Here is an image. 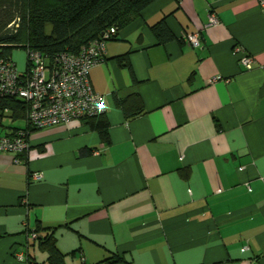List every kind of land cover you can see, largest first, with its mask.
<instances>
[{"label":"crops","instance_id":"0c3cea01","mask_svg":"<svg viewBox=\"0 0 264 264\" xmlns=\"http://www.w3.org/2000/svg\"><path fill=\"white\" fill-rule=\"evenodd\" d=\"M89 77L106 98L107 140L72 119L31 130L20 154L0 150V264H49V234L63 264H264L259 0H154Z\"/></svg>","mask_w":264,"mask_h":264},{"label":"built area","instance_id":"2783aa9c","mask_svg":"<svg viewBox=\"0 0 264 264\" xmlns=\"http://www.w3.org/2000/svg\"><path fill=\"white\" fill-rule=\"evenodd\" d=\"M264 7V0H259ZM215 12L208 13V25L216 24ZM116 28L103 30L94 41L82 46L77 53L60 51L48 60L38 50L27 48V65L19 73L10 56H0V150L20 154L29 147L28 135L33 129H41L72 119L90 118L104 115L106 98L96 92L91 84L89 70L103 60L106 42L114 38ZM187 43L197 46L200 43L197 32L185 35ZM238 64L245 69L252 68L253 57L236 46ZM6 98H15L25 107L24 126L10 127L3 119L11 113L4 104ZM15 162L20 159L15 158ZM40 179L41 174H33ZM35 237V234H31ZM18 257H22L18 254ZM81 264L84 262L81 257Z\"/></svg>","mask_w":264,"mask_h":264},{"label":"trees","instance_id":"16d2710c","mask_svg":"<svg viewBox=\"0 0 264 264\" xmlns=\"http://www.w3.org/2000/svg\"><path fill=\"white\" fill-rule=\"evenodd\" d=\"M154 0H0V56H10L14 47L38 50L49 61L60 51L77 53L111 26L118 30L139 16ZM158 42L171 39L172 33L161 20L152 26ZM114 36V37H115ZM118 62L128 66L126 56ZM27 65V62H26ZM120 106L126 109V103ZM11 109L12 119H23L25 107L15 98L4 102ZM92 130L107 140L108 122L104 115L82 118ZM15 128V127H13ZM84 149L81 153L86 154ZM39 246L47 251L49 264H63L52 234L40 239ZM121 258L112 256L102 264H114Z\"/></svg>","mask_w":264,"mask_h":264},{"label":"rangeland","instance_id":"374dc122","mask_svg":"<svg viewBox=\"0 0 264 264\" xmlns=\"http://www.w3.org/2000/svg\"><path fill=\"white\" fill-rule=\"evenodd\" d=\"M12 61L16 65V69L19 73H22L26 69V62H27V51L23 47H14L11 53ZM11 114H7V117L3 119V124L5 126L10 127H23L24 120L23 119H12Z\"/></svg>","mask_w":264,"mask_h":264}]
</instances>
